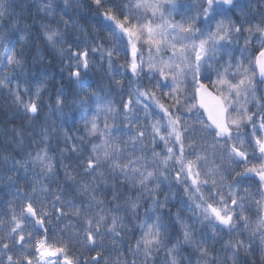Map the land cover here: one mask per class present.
I'll list each match as a JSON object with an SVG mask.
<instances>
[{
	"label": "snow or ice",
	"instance_id": "6c2138e0",
	"mask_svg": "<svg viewBox=\"0 0 264 264\" xmlns=\"http://www.w3.org/2000/svg\"><path fill=\"white\" fill-rule=\"evenodd\" d=\"M91 3L108 39L126 38L131 59L118 68L105 38L66 39L85 31L71 15L79 3L0 0V48L35 10L33 25L78 86L46 106L71 103L83 123L71 134L11 129L12 151L0 152V264H264V0ZM253 43L258 55L246 56ZM97 55L107 89L88 79ZM24 64L0 51V89L31 125L46 85L25 84V100L21 83L12 87ZM255 178L251 191L244 182Z\"/></svg>",
	"mask_w": 264,
	"mask_h": 264
},
{
	"label": "trees",
	"instance_id": "16d2710c",
	"mask_svg": "<svg viewBox=\"0 0 264 264\" xmlns=\"http://www.w3.org/2000/svg\"><path fill=\"white\" fill-rule=\"evenodd\" d=\"M33 2L34 0H29V3ZM76 3H79L80 7L71 13L72 19L76 21L85 31L81 32L77 29L73 34L70 30L66 36V39L74 40L76 37L84 39L87 36L90 40L93 35L103 37L107 40L106 46L114 45L116 50L119 52V56L116 59L114 67L118 68L120 65L125 64L126 61H129L131 59V53L129 48H127L126 39L124 43H117L108 39L107 31L101 23H98V18H96L94 5H92L91 0H73V4L75 5ZM253 3H255V0H253ZM248 10L250 11V9ZM176 14L177 15H175L174 20L180 21L182 19V15H180L178 18V11ZM24 16L25 20H22L19 25L21 31L14 33L15 42L10 40L4 41V47L0 48V51H3L5 55H8L11 54L12 50L14 49L18 56L23 54L25 60L24 69L23 71L14 73L16 79L13 81L12 87H15L16 82L19 81L21 83V94L24 95L23 87L25 84L31 91H34L36 83L43 82L46 85L45 90L41 93V103L44 106L42 107L40 115L34 121H32L30 125V122L25 116L23 109L18 108L13 103V99L11 95L7 93V90L0 89V152L4 151L6 148L8 151H12L9 141L13 135L11 131L13 127L19 128L24 126L26 136L30 132L34 135L40 127L52 128L63 125L70 134L76 132L77 130H82L83 128V123L81 120L82 110L78 109L71 103H66L60 113L55 111L50 113L49 108L46 106L53 103L56 90L58 88L63 87L70 100L71 96L78 91V86L75 83L69 82L67 69L61 72V66L66 64V60H62L60 55L47 45L46 41L40 34L38 24L33 25L35 10H33L31 14L27 12L24 13ZM36 18L39 19V17ZM240 22L237 21V23ZM25 24L31 25V27L25 28ZM60 27L63 28V25H60ZM2 31L3 30H0V34H2ZM20 35H25L26 38L21 41L19 39ZM64 47L67 48V45L65 44ZM254 49L255 48L253 46V50ZM257 49H259V46L255 49V51ZM142 51L144 55L147 53V51L144 49H142ZM95 60V66L90 69L88 73V79L92 83L93 87H104L107 89V86L110 83L105 72L107 63L105 61L103 66H101L98 55L95 57ZM121 71H123V69H121ZM125 76L127 78L124 80V84L125 88L127 89L128 79H131V74L125 73ZM144 83H147V80H145ZM30 94L31 92L29 95ZM50 96L52 99H49ZM24 99L27 100L28 95H24ZM116 99L117 102H119V97H116ZM155 118L156 117H153V119ZM25 143L26 145L28 144L27 139L25 140ZM53 143L55 142L53 141ZM29 147L31 148L33 146L29 145ZM61 147H63V144H61ZM249 152H251V149H249ZM12 154L15 155L16 153L12 152ZM250 161L251 163H255L251 159ZM242 169L243 164L239 166L238 170ZM0 174H2V171H0ZM257 179L258 178L245 181L244 183L245 185L250 186L251 191H255L257 187ZM0 198H3L2 194H0ZM52 231L56 232L55 229ZM73 252H75V254L78 256L80 255V253L75 249H73ZM84 255L86 256L88 253H84Z\"/></svg>",
	"mask_w": 264,
	"mask_h": 264
},
{
	"label": "flooded vegetation",
	"instance_id": "af4514ba",
	"mask_svg": "<svg viewBox=\"0 0 264 264\" xmlns=\"http://www.w3.org/2000/svg\"><path fill=\"white\" fill-rule=\"evenodd\" d=\"M246 10H248V9H246ZM232 18H233L236 22H237V21H238V22L241 21L240 14H239L238 12H237V13H234ZM258 18H259V14H258V15H257V14H254L253 19H258ZM241 43H243V41H241ZM253 46H254L255 49L258 48V45L255 44V43L249 45V47H248V51L245 53L246 56L250 55V56H252V57H255L256 55H258V51H259V49H257V50L255 51V49L253 50ZM236 54L239 55L238 52H237ZM245 63H247V60H245ZM205 82L207 83V81H205ZM260 87H261L262 90H264V85H261ZM250 153H251V152H250ZM250 159L252 160L251 155H250ZM252 161H254L255 163L257 162V161H255V160H252Z\"/></svg>",
	"mask_w": 264,
	"mask_h": 264
},
{
	"label": "rangeland",
	"instance_id": "374dc122",
	"mask_svg": "<svg viewBox=\"0 0 264 264\" xmlns=\"http://www.w3.org/2000/svg\"><path fill=\"white\" fill-rule=\"evenodd\" d=\"M189 2V0H175V3L177 4V5H183V4H187ZM177 11H178V18L180 17V15H182L183 14V12H184V9L183 8H177ZM181 13V14H180ZM175 15H177L176 13H174V17H175ZM126 39V38H125ZM130 50V49H129ZM144 55V54H143ZM130 56H131V54H130ZM144 57H145V59L147 58V53L144 55ZM157 112H158V110H156ZM165 191H167L166 189H165ZM166 211V210H165ZM173 211H175V208L173 209ZM141 214L143 215V211L141 212ZM164 219H165V222H168V217L167 216H165L164 217Z\"/></svg>",
	"mask_w": 264,
	"mask_h": 264
}]
</instances>
